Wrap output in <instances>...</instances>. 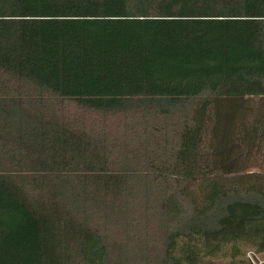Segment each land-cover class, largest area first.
<instances>
[{
    "label": "trees",
    "instance_id": "1",
    "mask_svg": "<svg viewBox=\"0 0 264 264\" xmlns=\"http://www.w3.org/2000/svg\"><path fill=\"white\" fill-rule=\"evenodd\" d=\"M264 253V0H0V264Z\"/></svg>",
    "mask_w": 264,
    "mask_h": 264
},
{
    "label": "rangeland",
    "instance_id": "2",
    "mask_svg": "<svg viewBox=\"0 0 264 264\" xmlns=\"http://www.w3.org/2000/svg\"><path fill=\"white\" fill-rule=\"evenodd\" d=\"M200 264H264V253H255L253 249L242 247L239 255H231L228 251L226 257L207 258Z\"/></svg>",
    "mask_w": 264,
    "mask_h": 264
}]
</instances>
